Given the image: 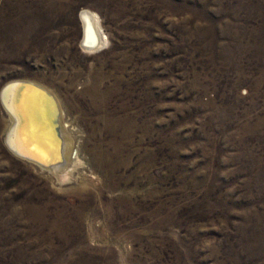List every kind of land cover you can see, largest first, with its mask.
Listing matches in <instances>:
<instances>
[{
  "label": "rangeland",
  "instance_id": "374dc122",
  "mask_svg": "<svg viewBox=\"0 0 264 264\" xmlns=\"http://www.w3.org/2000/svg\"><path fill=\"white\" fill-rule=\"evenodd\" d=\"M15 80L70 175L9 147ZM0 264H264V0H0Z\"/></svg>",
  "mask_w": 264,
  "mask_h": 264
},
{
  "label": "bare ground",
  "instance_id": "6f19581e",
  "mask_svg": "<svg viewBox=\"0 0 264 264\" xmlns=\"http://www.w3.org/2000/svg\"><path fill=\"white\" fill-rule=\"evenodd\" d=\"M81 18L84 26L82 46L90 53H95L105 46V38L99 24V19L96 14L90 11H84ZM19 81L25 82L28 80H15L14 82ZM29 82L38 85L54 98L57 106V119L59 124V132L57 135L61 141L59 152L63 158V162L58 164L59 152L57 151V146L59 143L57 144L54 136V129L51 122V108L44 106L46 103L44 95L35 88L28 86L18 85L13 87V82L3 88L1 92L3 106L6 108V112L10 118V126L6 134L8 145L11 150L13 149L17 153L28 156L44 165L52 163L58 164L49 168L41 167L43 169L62 172L63 176L70 175L72 173L71 171L74 170L73 168L69 170L65 164L69 160L71 145L68 141L69 135L65 130L63 111L59 101L45 86L37 82ZM95 87H93L92 91L96 90ZM92 94H97V91L92 92ZM14 154L18 156L16 153ZM28 162L39 166L32 161Z\"/></svg>",
  "mask_w": 264,
  "mask_h": 264
},
{
  "label": "water",
  "instance_id": "95a60500",
  "mask_svg": "<svg viewBox=\"0 0 264 264\" xmlns=\"http://www.w3.org/2000/svg\"><path fill=\"white\" fill-rule=\"evenodd\" d=\"M13 87L15 86H18V85H23V86H28L30 88H35L36 90H38L42 95H44V100H46L44 106H47L49 108H51V112H52V117H51V122H52V127L54 129V136H55V139L57 141V144H58V148H57V151L59 152L60 151V145H61V141H60V138L59 136L57 135L58 132H59V124H58V112H57V106L55 104V101H54V98L51 94H49L48 92H46L44 89H42L41 87H39L38 85L34 84V83H31L29 81H25V82H13ZM9 148V147H8ZM13 150V149H12ZM14 153H16L18 156H20L21 158H23V160H26V161H32L34 163H36L37 165H39L40 167H43V168H49V167H54L55 165H58V164H61L63 162V158L59 152V159H58V164H49V165H44L42 164L41 162H38L28 156H24L20 153H17L16 151L13 150Z\"/></svg>",
  "mask_w": 264,
  "mask_h": 264
}]
</instances>
